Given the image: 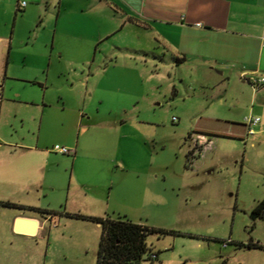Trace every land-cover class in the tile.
Segmentation results:
<instances>
[{
    "label": "rangeland",
    "instance_id": "rangeland-1",
    "mask_svg": "<svg viewBox=\"0 0 264 264\" xmlns=\"http://www.w3.org/2000/svg\"><path fill=\"white\" fill-rule=\"evenodd\" d=\"M83 3L86 0H0V142L30 137L29 122L21 126L13 115L16 109H27L31 99H40L25 77L49 73L46 98L53 105L41 135L52 144L69 134L61 122L72 119L70 107L77 105L88 85L95 90L90 102L94 114L96 108L106 116L126 109V121L117 130L99 115L93 118L89 139L100 158L79 160L73 175L109 192L115 211L107 216H127L172 231L147 235L150 249L139 264H264V248L243 246H264V217L250 218L252 206L264 198V156L241 137L245 100L240 96L236 101L241 95L237 83L227 86L216 73L209 83L201 80L202 74L189 77L186 68L180 71L160 50L149 31L117 13L111 21H99L89 9H81ZM106 30L111 32L108 37L93 44L90 38ZM4 47L9 54L5 70ZM57 87L68 106L65 111L62 99L57 103ZM192 131L205 132L214 141L207 160L194 166L186 160ZM64 157L54 154L50 162H39L49 188L46 195L0 183V202L23 206L0 204V264H96L101 229L65 214L71 157ZM35 163L25 158L8 161L0 152V177L7 172L15 176ZM137 164L151 166L156 177L137 175L132 171ZM29 207L52 211L51 221L45 223L51 230L49 245L47 235L30 239L11 228L19 213L50 218ZM150 252L158 253V259L149 261Z\"/></svg>",
    "mask_w": 264,
    "mask_h": 264
},
{
    "label": "crops",
    "instance_id": "crops-1",
    "mask_svg": "<svg viewBox=\"0 0 264 264\" xmlns=\"http://www.w3.org/2000/svg\"><path fill=\"white\" fill-rule=\"evenodd\" d=\"M59 6H61V1ZM80 7L81 9H89L96 18L99 16V21L103 19L111 21L112 14L117 13L123 15V19L127 23L131 22L149 31L160 50L164 54L170 55V59L180 71L186 68L189 71V77L194 74H202L201 80L204 83H209L211 74L216 73L222 77L220 82L228 84L227 86L231 81H235L241 92L236 101L240 102V96L241 99L245 100L240 115L251 114L260 119L254 127L253 133L246 134L244 131L245 135L242 133L241 137L244 136L249 140L250 146L255 149L256 154L264 156V83L254 89L242 77L251 73L264 76V0H86V3ZM108 33L111 32L102 31L100 36L90 38V40L92 39L93 44H96L97 41L107 38ZM3 49L7 52L3 63L5 70L9 54L5 47ZM96 54L95 51L94 56ZM183 75L180 76L182 82L186 80ZM25 79L38 90L36 93L40 99H31L29 103L25 104L28 106L27 109H16L13 115L15 118H19L21 126H24L26 121L29 122L28 133H30V137L22 136L18 140L0 142V152L8 161L25 158L36 163L28 166V172L18 171L15 176L7 172L8 176L0 177V183L23 188L28 193L33 191L37 194L46 195L49 188L45 186L44 182V166L40 165L39 162H50V158L54 154L62 155L64 159L66 158L64 156H70L71 174L65 202L66 211L106 217L110 211H115L110 205L109 192L103 193L97 184L94 185L88 180L82 182L73 174L77 168L79 170L77 165L79 160L94 158L97 161L100 158L99 155L94 154L91 147L92 141L89 139L93 118L99 115L100 120H107L109 125L121 130L126 121L124 119L126 109L117 110L106 116V114H99V108H96L94 114L90 109V102L95 90L89 89L88 85L85 86L84 96L79 99L77 105L72 108L69 106L70 111L74 114L72 119L68 124L64 119L61 122L66 126L69 134L65 135L59 144L75 148L74 155H64L49 149L55 144L48 143L41 135L43 125L49 122L47 110L53 105V102L46 98L49 85H51L49 73L43 74L41 77L36 74L33 77H25ZM81 83L83 84V81ZM56 91L59 95L58 103L59 99L61 100L63 97L59 87ZM79 103L85 104V110L79 108ZM98 103L102 104L103 100L99 99ZM33 105H38L37 109H30L29 106ZM67 108L66 101L62 99L61 110L65 111ZM83 137L85 140L81 142L79 138L82 139ZM211 152L212 150L206 154L203 161L207 160ZM101 160H103L102 157ZM9 163L8 167L13 162ZM83 168L86 167L81 169ZM125 168L127 167L122 165V169ZM150 168L152 167L137 164L132 166V171H136L139 176L147 172L148 178H155L156 176L153 175L154 173ZM50 187V190L54 189L53 186ZM19 217L36 220V233L26 235L14 231L15 234L30 239L44 238L47 235V245H49L51 230L50 226L48 228L45 223L50 222L52 216L50 218L44 217L41 220L35 214L19 213L13 216L11 228H14V220ZM91 223L100 228L99 224Z\"/></svg>",
    "mask_w": 264,
    "mask_h": 264
},
{
    "label": "trees",
    "instance_id": "trees-1",
    "mask_svg": "<svg viewBox=\"0 0 264 264\" xmlns=\"http://www.w3.org/2000/svg\"><path fill=\"white\" fill-rule=\"evenodd\" d=\"M244 127V125L242 124ZM245 129V127H244ZM187 159V155H186ZM3 206L8 207H23L20 204L5 201L0 202ZM30 210L41 212L43 214H52V211L29 207ZM70 218L87 220L100 225L101 234L98 243L96 264H139L144 253L149 251L146 242V237L149 234H165L172 231L161 228L148 226L146 224L134 222L127 216H117L116 218L95 217L78 212H65ZM264 217V198L259 200L250 211V218L256 221ZM247 249L255 248L262 249L258 242H248L243 244ZM149 261L158 259V253L150 252Z\"/></svg>",
    "mask_w": 264,
    "mask_h": 264
},
{
    "label": "built area",
    "instance_id": "built-area-1",
    "mask_svg": "<svg viewBox=\"0 0 264 264\" xmlns=\"http://www.w3.org/2000/svg\"><path fill=\"white\" fill-rule=\"evenodd\" d=\"M25 3H21L20 6H24ZM254 89L264 83V76H258L256 74H245L242 76ZM259 117L251 114L245 115L243 118V125L245 127L246 134L254 132V127L259 122ZM188 151H187V162L190 166H194L199 160H202L206 154L212 150L214 141L211 136L202 131H192L188 134ZM52 151L64 154L74 155L75 148L67 147L59 144L53 145ZM231 240L224 241L223 244L227 245Z\"/></svg>",
    "mask_w": 264,
    "mask_h": 264
},
{
    "label": "water",
    "instance_id": "water-1",
    "mask_svg": "<svg viewBox=\"0 0 264 264\" xmlns=\"http://www.w3.org/2000/svg\"><path fill=\"white\" fill-rule=\"evenodd\" d=\"M16 222L19 223L18 228H15ZM15 223H14L15 232L26 235H34L36 233L37 221L34 219L19 217L16 219Z\"/></svg>",
    "mask_w": 264,
    "mask_h": 264
}]
</instances>
